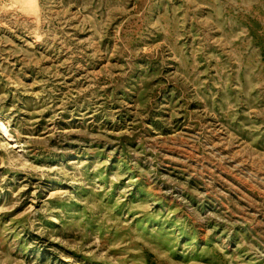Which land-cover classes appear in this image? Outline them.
I'll return each mask as SVG.
<instances>
[{
    "label": "rangeland",
    "instance_id": "rangeland-1",
    "mask_svg": "<svg viewBox=\"0 0 264 264\" xmlns=\"http://www.w3.org/2000/svg\"><path fill=\"white\" fill-rule=\"evenodd\" d=\"M0 264H264V0H0Z\"/></svg>",
    "mask_w": 264,
    "mask_h": 264
}]
</instances>
